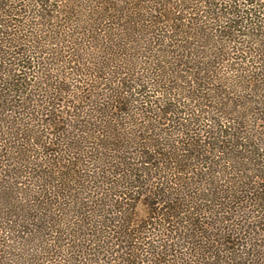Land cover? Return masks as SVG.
Masks as SVG:
<instances>
[{"label":"trees","instance_id":"obj_1","mask_svg":"<svg viewBox=\"0 0 264 264\" xmlns=\"http://www.w3.org/2000/svg\"><path fill=\"white\" fill-rule=\"evenodd\" d=\"M253 218L264 0H0V264H250Z\"/></svg>","mask_w":264,"mask_h":264},{"label":"rangeland","instance_id":"obj_2","mask_svg":"<svg viewBox=\"0 0 264 264\" xmlns=\"http://www.w3.org/2000/svg\"><path fill=\"white\" fill-rule=\"evenodd\" d=\"M140 211H141L140 214L144 215V213H145L144 212V207H141ZM138 216H140V215H138ZM237 218L240 219L241 217L237 216ZM207 220H209V219H207ZM252 220L254 221V223H253L254 224V228L252 227V223H250L248 227H244L245 231H243V230L240 231V233L243 234L241 236L242 239L235 238V235L232 236L231 238H234L235 241H237V240L241 241L242 240L244 242L243 245L240 244V246H239L240 251L247 250L251 246L250 251H251V255H253V256L251 257L252 259L250 258L251 260L250 259L248 260V262H250V264H264V223H262V221H259L258 219H255V218H253ZM204 221H205V223L202 226V228L205 231H208L209 234H213L212 237L210 236L211 239L209 238V241H211V240L212 241L213 240H219L220 238H219V236L216 235V233H218L220 231H227V230L233 228V224H236V223L240 222V221H237L235 219L233 224L226 225L227 223H224L225 225H223V223H222V225H219V227L216 228V227L206 226V219H204ZM246 223H247V221H246ZM252 228L255 229L256 232L253 233V229ZM182 229L183 230H185V229L187 230L186 227H183ZM149 231H153V230H149ZM212 232H215V234L212 233ZM245 239L248 240L249 243H247V241ZM202 243L203 242L199 240L196 245H193V247L194 246H198L199 244H202ZM213 243L219 245V243H217V242L215 243L213 241ZM250 243H252V245H249ZM190 244H187V245L190 247L191 246ZM242 246H243V248H242ZM185 249H187V250H185ZM188 251H190V248H187V247H184L183 250H182V252H184L186 254V256H188L187 261L190 260L189 258H191L192 260L198 259V258H194V256H190ZM117 262L118 261L116 260L115 263L117 264ZM112 264H113V262H112Z\"/></svg>","mask_w":264,"mask_h":264}]
</instances>
